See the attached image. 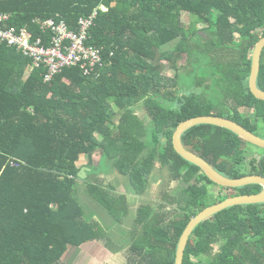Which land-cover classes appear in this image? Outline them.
Here are the masks:
<instances>
[{
  "label": "trees",
  "instance_id": "1",
  "mask_svg": "<svg viewBox=\"0 0 264 264\" xmlns=\"http://www.w3.org/2000/svg\"><path fill=\"white\" fill-rule=\"evenodd\" d=\"M0 12L36 39L43 38L36 19L63 18L77 30L97 13L88 45L105 60L100 78L74 67L44 82L43 68L26 76L31 60L0 44V264H63L93 242L126 252L129 264H175L200 212L264 191L217 186L173 147L181 123L202 116L230 119L264 139V101L250 90L264 0H0ZM258 87L264 91V52ZM182 143L228 179L264 178V150L230 131L200 126ZM115 171L128 180L127 194L104 188L101 176ZM157 172L169 187L181 185L178 195L170 187L161 203L133 213L128 194L145 195ZM210 187L234 194L219 199ZM184 264H264V204L209 218L190 238Z\"/></svg>",
  "mask_w": 264,
  "mask_h": 264
},
{
  "label": "built area",
  "instance_id": "2",
  "mask_svg": "<svg viewBox=\"0 0 264 264\" xmlns=\"http://www.w3.org/2000/svg\"><path fill=\"white\" fill-rule=\"evenodd\" d=\"M96 16L81 18L77 30L63 18L36 19L34 23L43 36L36 39L29 28L9 26L11 16L0 12V44L31 60V70L43 68L44 82L74 67H81L89 77L100 78L99 68L105 63L102 51L88 45Z\"/></svg>",
  "mask_w": 264,
  "mask_h": 264
},
{
  "label": "water",
  "instance_id": "3",
  "mask_svg": "<svg viewBox=\"0 0 264 264\" xmlns=\"http://www.w3.org/2000/svg\"><path fill=\"white\" fill-rule=\"evenodd\" d=\"M264 52V39H262L257 45L253 52L252 57V71L250 77V90L252 94L259 100L264 101V91L258 87V79L261 70V59ZM200 126H213L227 131L232 132L242 141L255 146L259 149L264 150V139L257 137L251 132L246 131L237 123L230 119L217 117V116H202L187 120L178 127L173 137V147L175 152L182 157L186 162L198 167L204 175L215 185L224 188L236 189L250 185H260L264 187L263 177H246L238 180H231L216 172L205 160L196 156L195 154L186 150L182 143V137L190 130ZM91 170L84 169L80 174V177L84 180L88 178V173ZM253 204H264V191L260 194L252 195H239L231 197L219 204L211 206L202 212H200L194 220L190 222L186 228L182 238L180 239L176 263L184 264L185 250L188 246L189 240L192 237L194 231L209 218L214 215L229 209L230 207L240 205H253Z\"/></svg>",
  "mask_w": 264,
  "mask_h": 264
},
{
  "label": "rangeland",
  "instance_id": "4",
  "mask_svg": "<svg viewBox=\"0 0 264 264\" xmlns=\"http://www.w3.org/2000/svg\"><path fill=\"white\" fill-rule=\"evenodd\" d=\"M183 21L186 25H189L193 18L187 14H183ZM199 28H202V26H198ZM177 44H172L171 47L168 50H172L176 47ZM166 76L168 77H174L175 76V70L171 68L169 63H166ZM138 114L142 117V119L149 123V118L147 116V112L143 109H138ZM260 135L264 138V132H261ZM101 163V153L97 154L95 157V165L98 166ZM89 165V160L85 159L83 163V167H87ZM106 166L103 167L105 169ZM88 169V168H86ZM101 179L103 181V186L105 189H109V187H113L115 189V194H127V185L128 180L124 178L123 176H120L118 172H110L108 175L101 176ZM167 175L164 173L157 172L153 174L152 180L150 182L149 190L146 192L143 196H134V194L130 193L129 201L131 203V209L133 213H136L138 211L139 207L142 205H146L149 202L150 203H161L164 199L163 191H166V189H169L171 187L172 191L171 194L175 191L178 195L179 186L181 185L179 183H174L172 186H168L167 184ZM85 185L82 192V199L84 204H87L89 202L88 197L85 193ZM210 191L214 196H216L219 199H222L227 194H234L233 191L223 190L222 188L217 187H210ZM98 206L97 204H95ZM101 214V210H100ZM131 224L127 226V228L130 227ZM63 264H129L128 263V256L126 252H118L115 253L112 249L108 248L103 242H93L90 244H87L83 246L82 248H74L72 249L69 254L66 256Z\"/></svg>",
  "mask_w": 264,
  "mask_h": 264
},
{
  "label": "crops",
  "instance_id": "5",
  "mask_svg": "<svg viewBox=\"0 0 264 264\" xmlns=\"http://www.w3.org/2000/svg\"><path fill=\"white\" fill-rule=\"evenodd\" d=\"M31 71V67H28L27 70H26V76L29 75V72Z\"/></svg>",
  "mask_w": 264,
  "mask_h": 264
},
{
  "label": "flooded vegetation",
  "instance_id": "6",
  "mask_svg": "<svg viewBox=\"0 0 264 264\" xmlns=\"http://www.w3.org/2000/svg\"><path fill=\"white\" fill-rule=\"evenodd\" d=\"M143 206V205H142Z\"/></svg>",
  "mask_w": 264,
  "mask_h": 264
}]
</instances>
